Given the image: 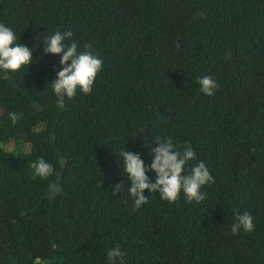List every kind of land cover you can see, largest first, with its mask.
<instances>
[{
	"label": "trees",
	"instance_id": "16d2710c",
	"mask_svg": "<svg viewBox=\"0 0 264 264\" xmlns=\"http://www.w3.org/2000/svg\"><path fill=\"white\" fill-rule=\"evenodd\" d=\"M0 22L34 49L27 72L0 74V264H105L117 245L125 264H264V0H0ZM55 30L104 62L63 106L49 86L59 57L43 56ZM167 137L208 167L206 199L145 190L133 211L119 153L150 164L144 145ZM244 212L254 230L232 235Z\"/></svg>",
	"mask_w": 264,
	"mask_h": 264
},
{
	"label": "clouds",
	"instance_id": "9594fccd",
	"mask_svg": "<svg viewBox=\"0 0 264 264\" xmlns=\"http://www.w3.org/2000/svg\"><path fill=\"white\" fill-rule=\"evenodd\" d=\"M43 56L59 57L60 69L56 72L55 79L49 85L52 94L58 103L63 106L65 99L74 98L77 93L89 95L97 78L103 69V60L92 52V45H85L80 49L78 43L73 40L71 31L55 30L44 37ZM34 49L19 42L16 31L3 22H0V74L5 76L20 71H28L34 63ZM199 92L204 96L215 95L219 85L211 76L205 75L197 79ZM23 116L17 112L8 113V119L15 125ZM149 149L151 163H145L139 153L126 150L120 151L119 158L122 161V172L130 181L127 187L129 197L133 201V211L141 209L149 203L144 195L147 190L151 196L158 194L162 201L169 204L175 203L181 195L189 202L200 203L206 199V193L202 191L206 185L213 183L214 178L203 161L191 165L196 160L195 150L187 143L181 147L174 142L172 137L157 139L152 145L145 144ZM33 175L41 179H47L53 175L55 169L52 163L40 157L31 164ZM154 175V180L150 175ZM121 185H117L115 192L120 193ZM254 230L253 217L249 212L239 214L231 225V234L237 235L241 231L252 232ZM125 253L119 245L109 248L106 252L105 264H125ZM33 264H52L51 260L35 257Z\"/></svg>",
	"mask_w": 264,
	"mask_h": 264
},
{
	"label": "rangeland",
	"instance_id": "374dc122",
	"mask_svg": "<svg viewBox=\"0 0 264 264\" xmlns=\"http://www.w3.org/2000/svg\"><path fill=\"white\" fill-rule=\"evenodd\" d=\"M54 193V191H53V189L50 191V194H53Z\"/></svg>",
	"mask_w": 264,
	"mask_h": 264
}]
</instances>
